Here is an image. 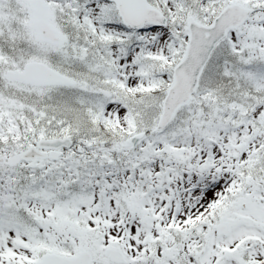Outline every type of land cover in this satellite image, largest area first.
Returning a JSON list of instances; mask_svg holds the SVG:
<instances>
[{
    "label": "snow or ice",
    "instance_id": "snow-or-ice-1",
    "mask_svg": "<svg viewBox=\"0 0 264 264\" xmlns=\"http://www.w3.org/2000/svg\"><path fill=\"white\" fill-rule=\"evenodd\" d=\"M0 264H264V0H0Z\"/></svg>",
    "mask_w": 264,
    "mask_h": 264
}]
</instances>
